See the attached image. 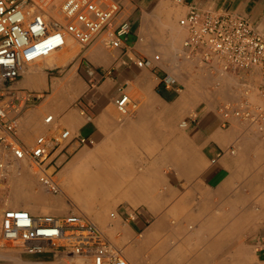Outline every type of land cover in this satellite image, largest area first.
<instances>
[{"label":"crops","instance_id":"0c3cea01","mask_svg":"<svg viewBox=\"0 0 264 264\" xmlns=\"http://www.w3.org/2000/svg\"><path fill=\"white\" fill-rule=\"evenodd\" d=\"M121 1L120 17L132 22L131 43L133 25L156 11L161 0ZM180 5L185 13L193 5L229 9L264 33V0H183ZM67 49L72 55L64 60ZM76 49L74 44L60 49L58 66L44 62L40 71L27 69L12 82L38 95L17 119L18 133L22 141H31L39 132L69 129L65 151L55 162L89 144L114 148L106 161L92 162L98 167L83 174V189L91 187L88 208L127 264H223L227 245L248 243L264 250V137L239 119L224 123L218 109L192 114L193 104L183 102L176 79L148 55L135 51L147 61L138 66L128 51L111 52L98 44L87 46L90 63ZM68 81L73 88L54 95ZM127 89H135L138 107L119 115L116 99ZM49 112L54 120L46 125L43 117ZM81 137L92 142L81 144ZM231 146L234 153L218 157ZM83 156L76 157V166L85 165ZM68 210L64 205L33 209L56 215ZM41 255L34 260L62 264V257ZM259 256L256 251L251 263L237 256L234 264H260Z\"/></svg>","mask_w":264,"mask_h":264},{"label":"built area","instance_id":"2783aa9c","mask_svg":"<svg viewBox=\"0 0 264 264\" xmlns=\"http://www.w3.org/2000/svg\"><path fill=\"white\" fill-rule=\"evenodd\" d=\"M54 3L59 5L62 18L48 13ZM122 9L121 0H0V186L9 175V166L25 162L47 191L59 193L55 170L49 171L53 162L50 157L71 131L62 130L53 140L41 134L33 144L22 141L16 121L28 108L33 94L15 88L12 82L28 63L66 47L69 38L82 47L100 38L106 48L124 47L132 33V22L120 17ZM179 24L187 31L182 47L187 58L213 72L243 75L237 101H225L218 108L223 122L239 119L264 137V33L250 18L223 8L190 6ZM130 58L138 66L147 63L143 57ZM153 59L159 60L160 54ZM253 75L258 82L257 101L252 99L248 86L255 81L249 78ZM131 103L126 92L116 99L121 113H127ZM53 120V113L45 118L47 123ZM78 140L81 144L92 142L85 137ZM234 151L231 146L218 157ZM8 245L30 255L70 253L86 257L90 264H127L121 249L85 213L36 214L22 207H7L0 219V246Z\"/></svg>","mask_w":264,"mask_h":264},{"label":"rangeland","instance_id":"374dc122","mask_svg":"<svg viewBox=\"0 0 264 264\" xmlns=\"http://www.w3.org/2000/svg\"><path fill=\"white\" fill-rule=\"evenodd\" d=\"M181 10H182L181 5L176 0H161V3L159 7L156 9V11L145 15L142 21H138L137 23H135V25H133V29L135 32L132 35L133 41L131 43H129V41L127 42V45L130 47L127 46L124 49L106 48L103 45L101 38L96 40L91 45L100 44L102 48L111 52L114 50H124V52L128 51L127 55L132 56L134 58L136 52L137 53L140 52L141 55L145 57L146 55H148L151 58H153L156 54H160V59L155 60L156 63L161 67H163L167 71V73L170 74V76L176 79L177 86L179 88V93H181L183 97V102L187 105L188 100L189 99L191 100V103L193 104V110L191 112L192 114L198 113L200 110H204V109H218L219 106L222 105L223 102L225 101H232V102L237 101L241 93V88L243 86L240 82V79L243 76L241 73L213 72L203 63H200L193 58H187L183 54L182 52L183 41L187 35V31L183 26L179 24V19L183 15H185V12H182ZM171 21L175 22L176 25L175 31L168 23ZM130 38H132L131 35L129 36V39ZM72 44L76 45L77 47L76 50L80 49L79 56L84 55L83 59L91 63V60H89L88 58L89 57L88 52H86L87 47L86 48L82 47L78 43V41H76L73 38L72 39L70 38V42L66 47ZM66 47H64L63 49H65ZM68 51L69 50L67 49V53L64 60H67V58H69L72 55V52L69 51L68 53ZM56 54L57 52L52 53L49 56L43 57L38 61L28 63L22 74L25 73L28 66H29L28 68H32L35 73L37 70H39V68H41L44 65V62L47 63L48 60L56 59L55 58ZM77 58L73 62H75ZM249 78L253 80L255 79V81H252L248 86L250 87L251 90L250 93H252L251 95L253 96L252 99L257 101L259 100V98L257 97V92H258V88H257L258 82L256 81L257 78L254 77V75L252 77L249 76ZM149 81L150 78L146 77L144 82L145 84L144 90H148ZM134 90L135 89L133 90L127 89V93L130 94V96L132 97L131 98L132 103L129 105V108H133V109L138 107L135 104V101L133 100L135 95ZM31 93L33 94L34 92ZM34 94H33V99L29 102L28 108L32 106L30 104H35L37 102L36 97L38 95L36 94L34 95ZM39 94L42 93L39 92ZM40 96L46 97L45 95H40ZM133 103L135 104L134 106ZM27 109L25 111H27ZM115 109L118 111L119 115H122L116 105H115ZM51 113L52 112L46 113L43 117V122L46 125H50V123H52V122L49 123L45 122V117ZM181 119H185L184 116L181 115ZM61 131L62 130L60 129H56L55 131H51L47 133L39 132L31 141L28 140L27 137H23V139L25 140L24 142L33 144L35 139L41 134H47V137L51 139L54 136L59 135ZM65 142L66 140L63 142L60 148L54 149L50 157V159H53V162L51 164V168L49 171L55 170V177L58 179L60 183H62L64 171L67 169L66 167L69 166L71 163H73L74 160H76V157L79 156L80 154H84L83 158L86 161L85 165L82 163L79 165L82 174L85 175L86 173L93 170V168L96 169L98 167L97 164L92 165V162L94 160L106 161L107 156H109V154L114 150V148L109 146L100 147L95 144H89L88 146L86 145L84 149H82L78 154H75V152L71 150L67 153V158L64 159V161L55 162L56 160L55 156L59 152L65 151V149H61ZM104 165L105 167L111 166L110 164H106V163ZM26 167H21V168L16 166L8 167L9 175L6 179H3L1 181L0 199L6 198L8 197V195L9 197L12 198L9 204L7 205H5V201L1 202L0 219L3 210L7 207H22L36 214L39 213L47 214L39 211L35 212L33 211V209L34 207L45 206V205H49V206L64 205L69 210L63 215H69L71 213H85L91 219H93V221L96 222V220L92 216L91 211L88 208V205L78 204L76 206L74 204L66 203L65 201L62 203L63 200L61 201L62 198L61 195L58 193L53 194L47 192L46 189L43 187V185H41L40 182L38 181L37 176L34 174V169L31 168L29 165H27ZM61 170H63V172ZM105 172L107 173V175H109L108 170ZM14 188L20 190L18 191L19 193L22 192L20 196H16V192L13 191ZM34 191H38L42 194L49 196L52 201L56 202V204L50 202L36 203V199H34L32 196H27L28 194L31 195V193ZM87 198L89 200L88 203H90V200L92 199V195H87ZM110 211L112 210H109L108 214L110 213ZM49 213L54 214V212H49ZM244 235L245 236L248 235V232L245 231ZM227 246H228L227 251H223V255L224 256L226 255L227 257V259L223 261V264H232V263L234 264L237 256L251 263L253 261V254H255L256 251L260 255L259 263L264 264V254H262L264 250H261V248H256L252 244H248V243L231 244ZM39 256H44V255H30L24 253L18 247L9 246V245L0 246V264H43V263H38V261L34 260L35 257H39ZM52 257H62V264H90L89 260L82 255L63 253L58 256L52 255Z\"/></svg>","mask_w":264,"mask_h":264},{"label":"bare ground","instance_id":"6f19581e","mask_svg":"<svg viewBox=\"0 0 264 264\" xmlns=\"http://www.w3.org/2000/svg\"><path fill=\"white\" fill-rule=\"evenodd\" d=\"M59 5L58 4H55L53 6H51L49 9H48V13L52 14L54 17H60L62 18V15L59 11ZM50 16V15H49ZM168 20H171V19H168ZM172 29L175 31L176 30V25H175V22H168ZM72 39V38H71ZM175 40V39H174ZM70 42V38L68 39V43ZM68 45V44H67ZM176 50V49H175ZM58 51V50H57ZM55 51V52H57ZM54 53V52H53ZM69 53V51H68ZM52 54V53H51ZM50 54V55H51ZM174 56V55H173ZM48 65L51 67V66H58L57 64L60 63V60H56V59H53V60H48ZM28 65V64H27ZM26 65V66H27ZM29 67V66H28ZM28 73L29 74H33L34 71L32 68H28ZM31 67V66H30ZM225 73V72H223ZM31 76V75H30ZM65 82V81H64ZM228 84V83H227ZM229 85V84H228ZM65 88V87H69V88H73V84H72V81H68L66 83H62L57 89H56V93L54 95H57L60 91H62V88ZM49 115V114H48ZM46 118V117H45ZM47 123V122H46ZM47 135V134H46ZM18 165V166H17ZM11 166H16V167H26V163L25 162H20L18 164H13ZM27 168V167H26ZM58 181V180H57ZM60 187H61V190L59 191L58 194L61 195V201L62 203L65 201L66 203H69V204H74V205H78L79 204H85V205H88V199H87V196L86 194H88L91 189V187L89 186L88 189H86V191L83 189V184L85 185V180L83 179V174L81 172V168L80 166H76V160H74L73 163H71L67 169L64 171V176H63V180H62V183H60L58 181ZM84 190V191H83ZM14 192H16V196H20V194L22 192H18L20 190H17L16 188L13 189ZM47 191V190H46ZM89 191V192H88ZM49 192V191H47ZM88 192V193H87ZM51 193V192H50ZM2 194V192H1ZM54 194V193H53ZM57 194V193H56ZM23 195H26V194H23ZM27 196H32L34 199H36V203H42V202H50V203H54L56 204V202L52 201L51 198L45 194H42L38 191H34L31 193V195H27ZM12 197H6V198H3V199H0V204L1 202L5 201V205L9 204L10 200H11ZM58 199V198H57ZM60 201V202H61ZM92 201V200H91ZM78 202V203H77ZM93 202V201H92ZM33 205H36V204H33ZM32 206V205H31ZM1 207V206H0Z\"/></svg>","mask_w":264,"mask_h":264}]
</instances>
